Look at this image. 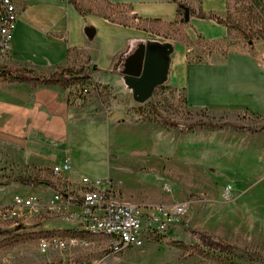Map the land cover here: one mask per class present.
<instances>
[{
  "label": "rangeland",
  "instance_id": "1",
  "mask_svg": "<svg viewBox=\"0 0 264 264\" xmlns=\"http://www.w3.org/2000/svg\"><path fill=\"white\" fill-rule=\"evenodd\" d=\"M185 3L197 10L196 3ZM83 11L103 15L113 23L134 27L140 38L146 41L173 44V72L177 71L179 61L184 59L183 50L192 62H198L204 61L206 56L218 48L215 43L193 40L188 35L193 32H188L180 24L162 21L134 22L130 11L125 7L92 0L85 2ZM226 20L242 26L251 35L252 41L264 38V0H227ZM231 31L238 39L249 42L239 31ZM86 60L84 58L80 65L84 66ZM12 64L9 55L0 54V66L14 67ZM205 70L208 69L200 73ZM191 73L196 74V71ZM118 76L120 77L116 80L120 83V89L114 84L100 85V97L93 87L87 85L86 88L84 86L85 89L80 86L66 91L72 90L70 96L88 108V113L94 111L95 115L103 114L105 119L108 118L110 127L125 120L149 125L146 148H139L142 144L137 142L135 145L139 147L127 145L121 151L126 150L127 153L120 155V159H126L123 162H129V158L134 156L136 162L133 161V166L129 168L110 160L118 159L119 152L115 149L111 152L108 148L107 128H94L90 126L93 123L89 119L85 121L88 127L85 133L78 132L74 135L78 137L79 146L71 147V150L63 148L59 154L64 156L70 153L73 165L81 170L80 176H77L80 179L88 177L111 181L115 195L122 194V187L126 194L138 190L153 205L146 207L147 209L186 203L189 205L174 236H168V240L162 241L161 238H156L144 248L129 249L119 256L117 264H264V171L247 170L254 169L248 164H231L237 152L241 154L239 160L245 157L243 153L251 147L252 137L262 133L264 119L246 114L239 115L236 123H229L255 132L237 130L231 126L222 129L202 127L201 124L225 123L214 120L208 112L191 111L182 92H172L171 96L160 99L165 87L157 89L148 102L137 104L121 75ZM130 110L135 112L133 115L136 119H132L128 113ZM165 119L184 127L168 126ZM193 125L196 127L188 129ZM220 131L227 134L217 137ZM129 136V133H125L123 139L129 140ZM201 140L224 145L228 150V154L224 155L225 159L220 163L215 160L213 149L200 146ZM37 141L39 140L31 135H14L0 129V202L9 200L14 194L31 191L39 196L42 209L25 221L24 226L28 228V232H84V229H79L81 211L77 205L71 202L66 206L54 203L53 190L47 183L52 178L49 170L55 161L45 157L48 150ZM26 180L32 186L22 184ZM185 226L197 231H207L212 236L227 241L239 250L238 255L229 257L222 263L198 253L189 255V249L185 251L176 247L177 243L190 245L193 242L185 233ZM15 227L12 226L11 229ZM38 238L36 235L32 240L20 244L0 242V264H82L101 257L105 250V245L96 240L103 238L93 236L81 247L42 253ZM250 256L254 258L253 262L248 261Z\"/></svg>",
  "mask_w": 264,
  "mask_h": 264
},
{
  "label": "crops",
  "instance_id": "2",
  "mask_svg": "<svg viewBox=\"0 0 264 264\" xmlns=\"http://www.w3.org/2000/svg\"><path fill=\"white\" fill-rule=\"evenodd\" d=\"M16 1L21 12L11 41L10 57L14 67L50 75L66 67L79 68L86 58L85 64L91 62L92 67L99 70L93 75L94 82L102 86L114 84L120 89L116 78L121 73L112 74L109 70L125 51L126 42L131 38H140L136 28L110 22L103 15L86 11L81 14L71 0L69 3L67 0ZM89 1L92 0H78L82 9ZM97 1L125 7L134 22L174 23L178 15V6L172 0ZM178 1L196 3L197 10L200 7L206 14L226 20L227 0ZM88 27L96 30L92 40L85 33ZM185 30L193 32L194 36L188 31L193 40L215 43L218 48L204 61L198 62H192L183 50L184 59L179 61L176 72L171 67L165 88L173 93H184L186 105L191 111L208 112L219 123H236L239 115L246 114L264 119V38L246 43L224 24L197 17H191ZM204 69L208 70L200 73ZM193 70L196 74L192 75ZM71 93L72 90L67 92L53 86L0 85V129L14 135L34 136L39 140L38 144L48 150L45 157L53 158L51 161H55L54 164H60L67 155L71 158L70 153L61 156L60 150L79 146L78 137L74 135L85 133V129H88L85 121L89 119L93 123L90 126L107 128L108 148L111 152L113 149L119 152L118 159L110 160L131 168L136 159L131 156L129 162H123L126 159H120V155L126 150L121 151L127 145L146 148L149 125L125 120L110 127L108 118L105 119L103 114L95 115L94 111L88 113V108L75 101ZM128 113L132 119H136L134 111ZM223 132L220 131L217 137L227 134ZM125 133H129V140L123 139ZM201 141L200 146L213 149L214 159L219 163L225 159L228 150L224 145ZM137 142L142 145L136 146ZM243 155L245 157L239 160L241 154L237 152L231 164H248L254 169L247 170L264 171V130L252 137L251 147ZM71 164L69 176L71 182L76 184L80 181L77 176L81 170L73 165L72 158ZM120 185L123 186L122 183ZM121 192L116 195L125 203L142 208L153 206L138 190L126 194L122 187Z\"/></svg>",
  "mask_w": 264,
  "mask_h": 264
},
{
  "label": "built area",
  "instance_id": "3",
  "mask_svg": "<svg viewBox=\"0 0 264 264\" xmlns=\"http://www.w3.org/2000/svg\"><path fill=\"white\" fill-rule=\"evenodd\" d=\"M69 3V0H67ZM21 9L16 0H0V24L2 35L0 54L9 55L11 41ZM189 53V52H188ZM88 67H92L90 62ZM169 88L163 89L160 99L171 96ZM71 158L65 157L62 163L50 167V186L54 203L69 205L72 198L80 201L73 203L81 211L80 228L92 236L93 231L106 230V239H96L105 245L104 254L96 260L82 264H117L119 256L129 249L144 248L151 244V236H174V232L188 208V203L157 209L141 208L122 202L112 188V182L82 177L73 184L70 180ZM42 209L39 196L30 192L14 194L9 200L0 202V227L25 223L34 213ZM97 242V241H96ZM80 239H41L42 253L52 250L67 251L86 244Z\"/></svg>",
  "mask_w": 264,
  "mask_h": 264
},
{
  "label": "trees",
  "instance_id": "4",
  "mask_svg": "<svg viewBox=\"0 0 264 264\" xmlns=\"http://www.w3.org/2000/svg\"><path fill=\"white\" fill-rule=\"evenodd\" d=\"M174 3L178 6V15L176 20L173 24H180L181 26L186 27L188 23L185 22V10L183 6H187V4L184 2H180L178 0H172ZM71 4L75 5L79 12L82 14L83 9L80 6L78 0H71ZM110 4V3H107ZM111 6L119 7V5H113ZM190 8V17H197L200 19H207V20H213L219 24H224L227 26L230 30H237L239 31L247 41L251 42L252 37L251 35L246 32V30L239 25H236L234 23L229 22L228 20H223L213 14H206L200 7L198 10H196L193 7ZM146 40L143 38H131L126 42V49L120 57H118L117 60H115L112 64L111 69L109 70L112 74H118L121 73V62L120 58L127 53V51L133 47V44L137 43H143ZM99 70L94 67H88L87 64L84 66H80L79 68L76 67H66L60 69L58 72H55L50 75H42L37 73L34 70L25 69V68H15L12 66H0V84L4 85H12V84H27L32 87H38V86H53V87H59L63 90H67L70 88L80 87V86H91L95 89V92L97 93L98 97H100L101 94V86L93 81V75L98 73ZM84 88V89H85ZM135 113V112H134ZM165 124L172 127L182 128L184 126H180L179 124H176L174 122H170L169 120H164ZM201 126H208L213 129H222L226 126H231L236 128L237 130H252L253 129L245 128V127H237L229 123L220 124V125H212V124H201ZM196 127V125L189 126L188 129H192ZM261 130H264V126H262ZM50 171V170H49ZM22 184H25L27 186H32V183L28 180L22 181ZM47 185H51L50 183H47ZM51 187V186H50ZM71 202L73 203H80L79 200L72 198ZM185 233L187 236L193 239L192 244L186 245L184 243H177L176 247L179 249H183L185 251H188V249L191 251L189 255H194V253H198L201 256L204 257H213L212 259L216 262L222 263L225 262L227 258L229 257H236L238 255V249L228 243L227 241L222 240L219 237L212 236L207 231H197L190 227L185 226ZM54 233L59 234L54 235ZM38 236L39 240L44 238H50V237H58V238H78L80 240L86 241L89 238H92L90 234H87L85 231L81 232L79 230H66V231H46V232H40L39 234L28 232V228L24 226L23 224L17 225L14 229H5L0 227V242L5 243H15L20 244L24 243L26 241L32 240L33 237ZM164 240V239H163ZM249 262H253L254 258L250 256L248 258ZM264 261V260H263Z\"/></svg>",
  "mask_w": 264,
  "mask_h": 264
},
{
  "label": "water",
  "instance_id": "5",
  "mask_svg": "<svg viewBox=\"0 0 264 264\" xmlns=\"http://www.w3.org/2000/svg\"><path fill=\"white\" fill-rule=\"evenodd\" d=\"M185 22H190V8L183 6ZM85 33L93 39L96 30L88 27ZM1 40V36H0ZM175 46L171 43L146 41L129 54L123 62L121 77L127 89L132 93L135 103L144 104L152 99L157 89L169 82L172 57Z\"/></svg>",
  "mask_w": 264,
  "mask_h": 264
},
{
  "label": "bare ground",
  "instance_id": "6",
  "mask_svg": "<svg viewBox=\"0 0 264 264\" xmlns=\"http://www.w3.org/2000/svg\"><path fill=\"white\" fill-rule=\"evenodd\" d=\"M0 35H2V24H0ZM83 231L86 232V229H84ZM92 236L96 238L106 239V230L93 231ZM156 238H161V236H151V242L154 241ZM47 239H58V238L52 237ZM162 239L168 240V236H162Z\"/></svg>",
  "mask_w": 264,
  "mask_h": 264
},
{
  "label": "flooded vegetation",
  "instance_id": "7",
  "mask_svg": "<svg viewBox=\"0 0 264 264\" xmlns=\"http://www.w3.org/2000/svg\"><path fill=\"white\" fill-rule=\"evenodd\" d=\"M139 44H136L135 46L131 47L126 54H124L121 58H120V62H121V70L123 68V62H124V59L131 53H133L137 47H138Z\"/></svg>",
  "mask_w": 264,
  "mask_h": 264
}]
</instances>
